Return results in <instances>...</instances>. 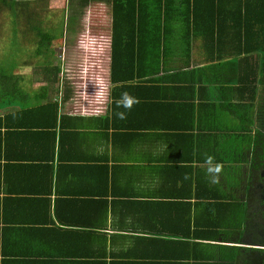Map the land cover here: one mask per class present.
<instances>
[{"label": "crops", "instance_id": "0c3cea01", "mask_svg": "<svg viewBox=\"0 0 264 264\" xmlns=\"http://www.w3.org/2000/svg\"><path fill=\"white\" fill-rule=\"evenodd\" d=\"M93 5L101 11L104 27L112 29L114 2ZM119 84L112 80L111 104L124 92ZM169 86L172 96L167 99H146L159 92L143 88L145 99L143 91L130 109L118 105L102 118L63 111L72 103L52 91L38 102L22 99L23 105L17 99L20 110L58 103V124L52 126L53 116L38 110L23 120L30 123L24 131L27 145L12 141L11 148L0 149V264H98L103 258L106 264H242L241 259L255 264L258 253L259 263L264 260L259 220L264 210L258 211L264 196L246 195L245 178L236 181L229 171H217L218 177L208 171L221 164L220 156H227L216 147V130L210 129L211 120L201 126L204 114L196 110L201 101L186 115L184 96H173L178 85L168 81L162 88ZM121 111L124 119L116 115ZM173 113L183 129L166 117ZM36 119L47 125L37 126ZM258 124L264 132L263 117ZM52 130L55 140L50 139ZM231 133L232 128L225 131L227 141ZM61 151L67 156L63 162L57 158ZM71 152L83 156V163L105 162L103 182L101 176L90 182L95 171L67 163ZM248 156L245 137L238 145V160L231 164L247 169ZM201 173L207 180L201 184L206 196L199 194Z\"/></svg>", "mask_w": 264, "mask_h": 264}, {"label": "trees", "instance_id": "16d2710c", "mask_svg": "<svg viewBox=\"0 0 264 264\" xmlns=\"http://www.w3.org/2000/svg\"><path fill=\"white\" fill-rule=\"evenodd\" d=\"M29 1L0 0V17L7 11L13 29V36L8 38L11 41L7 42V49L13 55L0 58V112H3L0 113V149L11 148L12 141L27 145L29 135L24 131L30 123L23 120L28 115L36 114L38 110H44L46 114L48 112V118L53 116L52 126L56 127L58 124V103H54L55 106L46 103L39 109L23 106L25 110H20L16 109V104L20 103L17 99L21 102L22 99L23 102H38L52 91L64 102L69 100L72 103L69 107L73 108L74 100L77 101L78 96L79 99L82 97L78 83L72 78L78 65L71 71V68L64 66L61 58H57L56 49L51 46L35 48L34 54L42 57V60L35 63L36 68L31 73H22L24 67H21L29 62L21 61L24 49L21 43L27 38L37 41L38 38L65 36L68 47L72 49L71 42L82 34L84 25L81 20L87 7L101 0H68L61 22L49 29L43 26L40 11L32 8ZM112 1V29L107 26V33L111 38V85L112 80L115 83L122 82L119 86L135 99L141 96L143 88H147V93L155 90L159 95L156 96L153 92L152 97H146L155 102L172 96V87L163 90L162 86L168 81L170 84L174 81L178 86H173V96H184L183 100L186 102H183L182 111H186V115L201 101L202 107L196 108L204 114L201 126H206L211 120L213 123L209 122L210 129L216 130V147L221 152L229 153L218 159L217 163H221L217 165L219 171H229L236 181H243L245 178L248 186L246 195L262 197L264 132L259 129L256 121L259 117L264 118V0H123L121 4L117 0ZM9 43H14V47H9ZM78 53L76 50L73 63L80 59L77 57ZM39 75L42 76L41 80ZM135 76L141 79L136 83L129 82ZM163 93L167 95H160ZM111 94L114 96V88ZM121 95L112 104L113 96H108L104 103H99L103 108L97 114L85 115H97L101 118L108 116L109 110L118 106L117 101ZM145 96L144 91L141 98L145 99ZM60 104L63 105V102ZM169 111L173 112V108ZM66 117L62 119L65 120ZM166 117L176 129H183V124L179 125L174 113ZM44 121L46 120H40L39 123L36 119V125H47ZM60 126L64 127L62 120ZM3 128L6 130L3 131ZM230 128L234 132L228 135L231 142L224 144L227 142L225 131ZM52 134L50 139H57L56 130ZM245 137L249 147L248 166L247 169L241 167L237 170L231 163L238 160V145ZM64 154L63 151L58 154L59 162L67 158ZM67 160V163H78L88 168L85 172L95 171L97 175L90 182L100 176L103 182L108 170L102 160L83 163V156H74L72 152ZM216 174L218 177L217 171ZM206 181L201 173V196L207 195V188L201 186ZM259 182H262V189L259 188ZM105 189L104 195H107L108 187ZM103 201L106 205L107 200ZM262 210L264 207L258 210L259 214ZM57 215L58 218L63 217L59 213ZM260 252L264 254V249ZM243 256L244 254L242 258ZM255 259V264H264V260L259 263V253ZM245 262L254 264L251 260ZM86 263L91 264V261ZM98 264H106V260L103 258Z\"/></svg>", "mask_w": 264, "mask_h": 264}, {"label": "rangeland", "instance_id": "374dc122", "mask_svg": "<svg viewBox=\"0 0 264 264\" xmlns=\"http://www.w3.org/2000/svg\"><path fill=\"white\" fill-rule=\"evenodd\" d=\"M66 1L67 0H30L29 2L32 8H36L37 10L40 11L41 17L43 18V26L49 29V27H55V25L61 22V17H62L63 12L65 10V13H66V10H67ZM101 20H102L101 11L97 10L94 5L89 6L83 15V19L81 20L84 25V28L81 32L82 34H80L77 40L73 41V43L71 42L72 49L68 47L69 43L65 39V36L55 38V40L38 38L37 41H34L32 38H27L23 43H21L22 47H24L22 54H21V56H23L21 61L27 60L29 64L22 66L21 68L24 67L25 72L31 73L32 69L36 68L35 63L39 59L42 60V57H39L34 54L35 48L45 47V46H48L49 44V46H52L53 48L56 49L57 58L62 59V63L64 64V66H67V68H71V71H73L75 69V66L78 65V68L75 69V74L72 77L74 78L73 80L75 82H77L80 85L83 80L92 78L93 76H95L92 74V72H87V74L89 75H86V76L81 73V70L83 68H88V70L96 71L97 67H91L90 55L88 51H86L85 49L83 50L80 42L81 41L88 42L92 38L94 42H96L97 47H99L100 40H103L105 36H109V34L107 33V28L104 27V24H102ZM10 21H11V17L7 14V11L4 12L0 17V58L1 59H4L8 55H13V52L10 49H7L8 48L7 42L11 41V40H8V38L10 36H13V29H12ZM86 25H89V27ZM30 40H33V41L29 42ZM13 44L14 43H9V47H14ZM76 50L79 52L77 57H79L80 59L77 62L73 63V61L76 58L75 55H77ZM37 66H40V65L37 64ZM38 78L41 80L42 76L39 75ZM62 109L65 112H68L71 109L70 112L76 115L86 114V113L74 112L73 108H70L68 106L63 107ZM258 121L259 120L257 119L256 121L257 125H258ZM230 142H231V139H229L224 144L226 143L230 144ZM228 154L229 153H226V155ZM259 220L261 222V227H260L261 236L263 237L264 236V216H259ZM243 263L244 262L242 261V264Z\"/></svg>", "mask_w": 264, "mask_h": 264}, {"label": "built area", "instance_id": "2783aa9c", "mask_svg": "<svg viewBox=\"0 0 264 264\" xmlns=\"http://www.w3.org/2000/svg\"><path fill=\"white\" fill-rule=\"evenodd\" d=\"M105 36V35H104ZM83 50L88 51L90 55L91 67H97L96 71L83 68L81 73L83 75H89L87 72H92V78L83 80L78 84V90L82 94V97H77V101L74 100L73 110L77 113L97 114L103 107L99 104L101 101L104 103L109 96V82L108 76L102 63L93 60L92 57L95 54H105L107 50L108 37L105 36L103 40H100V45L97 47L96 42L91 38L90 41H81Z\"/></svg>", "mask_w": 264, "mask_h": 264}, {"label": "clouds", "instance_id": "9594fccd", "mask_svg": "<svg viewBox=\"0 0 264 264\" xmlns=\"http://www.w3.org/2000/svg\"><path fill=\"white\" fill-rule=\"evenodd\" d=\"M88 27H89V25H88ZM107 37H108V43H107L108 47H107L106 53L105 54H95L92 57V59L93 60L96 59V61L102 63V66L105 68L107 76H108V82H109V96H111V80H110L111 75H110V59H109L110 55H111V38H110V36H107ZM136 102H137V100L134 97H131L127 93H122L120 100L117 101V104L124 109H130L132 107V105ZM116 115L118 118L124 119L126 113L121 111V112H117ZM208 171L209 172L219 171V168L217 167V168L213 169L210 167L208 169ZM246 183H247V180H246ZM259 188L260 189L263 188L262 182H259ZM259 197H261V196H259Z\"/></svg>", "mask_w": 264, "mask_h": 264}]
</instances>
